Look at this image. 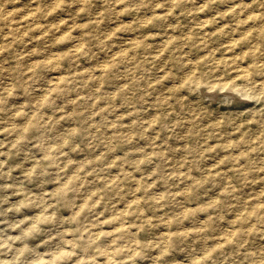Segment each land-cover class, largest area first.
<instances>
[{
    "label": "rangeland",
    "instance_id": "rangeland-1",
    "mask_svg": "<svg viewBox=\"0 0 264 264\" xmlns=\"http://www.w3.org/2000/svg\"><path fill=\"white\" fill-rule=\"evenodd\" d=\"M27 263L264 264V0H0V264Z\"/></svg>",
    "mask_w": 264,
    "mask_h": 264
},
{
    "label": "bare ground",
    "instance_id": "bare-ground-1",
    "mask_svg": "<svg viewBox=\"0 0 264 264\" xmlns=\"http://www.w3.org/2000/svg\"><path fill=\"white\" fill-rule=\"evenodd\" d=\"M111 139V138H110ZM44 153V152H43ZM50 161H53L51 158H50ZM122 211H123V209H122ZM123 214V213H122ZM117 226V225H116ZM163 227V226H162ZM181 227V226H180ZM183 227V226H182ZM160 229V228H159ZM61 230V229H60ZM109 230H110V228H109ZM98 232V230H96V233ZM156 232V231H155ZM166 232V231H165ZM95 234V233H94ZM160 234V233H159ZM113 236V235H112ZM94 237V236H93ZM108 243V242H107ZM154 252V251H153ZM84 256V255H83ZM90 256V255H89ZM100 263H102V262H100ZM28 264V263H27Z\"/></svg>",
    "mask_w": 264,
    "mask_h": 264
}]
</instances>
